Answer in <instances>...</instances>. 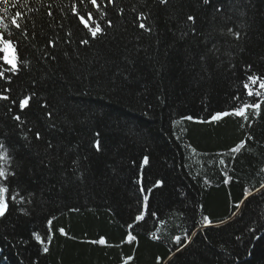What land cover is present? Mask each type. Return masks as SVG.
<instances>
[{"label":"trees","instance_id":"obj_1","mask_svg":"<svg viewBox=\"0 0 264 264\" xmlns=\"http://www.w3.org/2000/svg\"><path fill=\"white\" fill-rule=\"evenodd\" d=\"M13 3L20 7L10 4L5 20L22 11L35 47L20 45L30 64L0 87L17 99L37 94L22 119L42 138L23 140L9 102L0 101V136L7 133L16 172L6 182L0 264H264V189L255 191L264 182V104L247 122H203L259 100L243 84L248 75L264 78V0H97L113 27L89 45L80 44L89 34L76 15L98 18L89 0ZM43 49L56 59H44ZM241 140L246 147L233 161L229 149ZM157 180L162 185L149 193ZM246 190L253 195L237 212ZM13 191L23 203L11 201ZM142 195H149L148 211L137 222ZM151 212L165 221L158 230ZM34 232L46 242L52 236L48 253ZM185 232L191 242L176 251L174 237L183 244ZM129 234L136 240L129 243ZM101 238L105 244L91 243Z\"/></svg>","mask_w":264,"mask_h":264},{"label":"snow or ice","instance_id":"obj_2","mask_svg":"<svg viewBox=\"0 0 264 264\" xmlns=\"http://www.w3.org/2000/svg\"><path fill=\"white\" fill-rule=\"evenodd\" d=\"M91 5L95 6L96 12L98 14V18H93L92 12H85L83 14L77 12L76 15L78 16L79 21L83 24L84 29L87 31L88 38H82L80 40V44L82 45H89L90 41H95L96 39L103 38L107 33L106 29L113 27V22L110 19H105L107 13L102 10V5L97 3V0H89ZM114 0H108L109 4H112ZM168 0H160L161 4H166ZM203 3L208 4L209 0H203ZM12 5V7L15 9L17 7H20V5L13 3V0H0V5L3 7L0 8V81H4L6 84L10 85L13 78L17 76L20 71L26 70L30 64V61L24 57V55L20 52V45L24 44L25 47H35V41L36 38V32L35 28L33 27V31L29 33L27 24H22L21 21L25 20L24 13L22 11H13V14L8 17V22H6L5 17L7 16L9 12V5ZM121 13L123 12V9H120ZM49 16L52 15L51 12L48 13ZM87 17V19H85ZM138 19H146L143 13L140 14V16L137 17ZM196 17L193 15L187 16V21H191L193 24L195 23ZM89 21H91V24H89ZM140 28H145V23L141 22L139 24ZM150 30V29H149ZM195 31V29H192ZM230 33H233V30L229 29ZM72 33L69 32L68 36L71 37ZM235 38L237 40L240 39L241 33L239 31H235L233 33ZM71 41H69L70 43ZM49 45L55 46L53 44V41L49 39L48 41ZM65 56H67V52L64 53ZM41 56L44 59H51L55 60V56H50L49 52L46 49L41 50ZM251 68V65L248 66ZM259 82V88H256L257 83ZM243 87L247 89V96L248 97H257L259 98L258 101L255 102H244L242 104H239L235 107H233L231 110H218L215 111L213 114L210 115L209 121H203V122H212V121H221L224 117L229 116H235L240 117L243 119V121L247 122L249 121V116H258L261 108V104H264V91H261V89H264V78L257 76L255 74L248 75L247 80L244 82ZM11 92L10 87H0V101H7L9 102L8 107V114L11 115V118L16 122V127L19 129L21 138L25 141L30 142L29 134L31 133L34 135L35 139L37 141L41 140V132L35 131L33 133V129L31 127L27 126V121L25 119H22V114L25 113L26 110H30L31 104L30 100L35 101L36 93L31 92L29 94L24 95L22 98H13L10 97L8 93ZM236 101L240 100L239 96H235L233 98ZM12 106L17 107L18 112L13 113L12 112ZM39 106L43 109L48 108V104L46 101L41 102ZM249 110H251V113H249ZM47 117L51 119L52 112L48 111L46 113ZM183 119L192 120L193 117L187 116ZM243 126V125H242ZM50 127H55L54 124H51ZM7 136V133H4L2 136H0V219H3L8 211L9 208V187L6 186V182L9 181L10 176L15 177L16 172L15 170H12L11 168V159L13 157L10 156V150L9 146L5 143V138ZM96 136L99 137V133H96ZM49 147H52V144L50 141L47 142ZM94 146L97 151L100 150V140L97 138L94 141ZM246 147V140H241L239 143H237L234 147H231L229 149V152L233 154L232 159L235 160V154L240 153L243 149ZM148 157H143V163L146 165L148 164ZM220 164H224V160L221 159L219 161ZM7 169V170H6ZM227 176V173H225ZM227 180H232L231 176H227ZM141 183L140 192L141 194L144 193V185ZM162 185V181L157 180L152 186L149 187V193H151L152 188L159 187ZM261 189H264V182L260 183V186L255 189L257 193L261 191ZM19 193L16 191H13V194L11 195V201L13 203H23L24 197L20 196L19 201L17 200ZM253 192L250 190H246V194L244 195L243 200H241L239 203L235 205L237 212L239 211L240 205L244 202V200H247L249 196H252ZM143 204H144V211H141L140 214L136 215L134 217L135 221L140 222L145 219V212L148 211V201H149V195H142ZM30 202V201H29ZM21 211H24V209H20ZM75 211V209H74ZM27 214V213H25ZM233 216L236 215V212L232 213ZM150 216L156 220L157 222V230L159 226L163 225L165 223L164 220L160 219L157 213L151 212ZM203 222L204 225H211L213 221L207 216H203ZM223 223V221H221ZM47 225L49 227V231H51V225H52V219H49L47 221ZM132 225H129V228H131ZM254 231V230H253ZM59 232L61 234H65L64 229L60 228ZM195 235V233H193ZM33 237L35 241H37L42 246L43 253L49 252V244L52 241V236L49 235L47 237V242L44 238H42L41 234L39 232H34ZM151 237L156 240L160 239V237L157 235V231L151 232ZM259 238V237H256ZM239 239V237H237ZM136 237L134 235L129 234L127 236V241L131 243L132 241H135ZM176 245L178 247L176 248V251L182 250L183 247L187 245V243L191 242V237L188 235L187 232H185L184 235V243H181V237L175 236L174 237ZM93 244H105L106 241L101 238L96 241H91ZM170 259V257H169ZM159 260V257H158Z\"/></svg>","mask_w":264,"mask_h":264}]
</instances>
